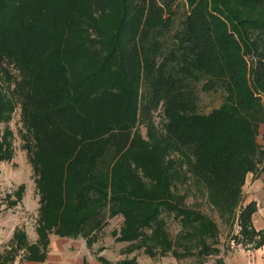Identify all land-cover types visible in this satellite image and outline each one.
Listing matches in <instances>:
<instances>
[{
	"label": "trees",
	"instance_id": "16d2710c",
	"mask_svg": "<svg viewBox=\"0 0 264 264\" xmlns=\"http://www.w3.org/2000/svg\"><path fill=\"white\" fill-rule=\"evenodd\" d=\"M77 9L116 12L103 59L84 47L88 34L72 26L68 12ZM196 75L206 79V90L221 92L220 106L206 113L195 106L187 82ZM157 107L169 117L164 141L175 152H186L189 172L230 230L228 241L244 250L262 247L264 231L252 224L257 205H241V199L247 174L264 169V149L256 143L264 122V0H0V125L5 126L0 162L13 157L8 124L17 108L23 125L36 132L42 152L41 142L54 138L46 127L56 124L66 129L72 154L66 178L59 166L64 157L53 162L59 200L40 207L37 242L29 245L25 233L16 230L0 264H11L19 251L27 252V260L42 262L49 232L82 236L90 248L107 220L118 215L123 218L120 240L145 235L149 246L175 258L218 253L216 223L179 198L172 200L176 174L171 173L177 165L164 164L154 154L150 157L157 161H141L154 186L142 196L126 192L124 177L115 175L127 153L143 157L115 120L131 118L135 126L137 116ZM108 154L116 158L110 193L108 175L98 182L94 177ZM162 213L179 224L172 241L162 228Z\"/></svg>",
	"mask_w": 264,
	"mask_h": 264
},
{
	"label": "rangeland",
	"instance_id": "374dc122",
	"mask_svg": "<svg viewBox=\"0 0 264 264\" xmlns=\"http://www.w3.org/2000/svg\"><path fill=\"white\" fill-rule=\"evenodd\" d=\"M68 17L74 23L72 26L88 34L89 44L84 47H91V50L96 51L95 57L103 59L110 49V40L117 21L116 12L112 10L105 15L83 14L77 9L72 10L70 14L68 12ZM86 60L88 61L87 58ZM90 62L92 66H97V61L91 60ZM187 82L192 91L193 102L200 112L206 113L220 106L221 92L213 93L206 90L204 86L206 79L202 75L188 78ZM136 120L135 126L132 125L133 119L131 118L116 119L114 124L125 139H133L143 152L141 153L143 157H134L132 152L127 153L126 157L117 163L114 172L116 176L120 174L124 177L121 178L124 190L132 195L142 196L154 188L147 175L145 164L141 165V161L154 158L150 155L154 154L155 158L161 159L164 164L173 163L177 166L172 167L174 171L171 173L176 174V178L171 183V189L169 188L173 195L172 200L176 202L179 198L184 206L196 209L211 218L219 229L221 240H224L227 226L221 222L218 213L208 204L204 187L196 182L189 172L188 163L185 162L186 158L183 154L186 152H175L168 146V142L164 141L165 129L169 122L165 110L157 107L148 114L137 116ZM8 126L13 133V157L0 162V255L8 250L11 235L16 230L22 229L30 243L36 242L38 232L36 230L41 219L40 207L43 209L45 206L43 204L47 202V204L56 205L59 200L54 189L57 178L54 164L58 157H64L61 158L59 166L65 177V163L72 155L69 139L63 136L66 131L64 127L57 129L56 124L46 127L48 131L51 130L54 138L52 143L46 140L41 142L42 146L46 147V150L42 152L41 145L36 142L33 135L36 132L27 130L26 125H23L19 108L14 112ZM3 127L5 126L0 125V133ZM115 161L116 158L113 155L108 154L104 157L94 172L96 182L99 176L108 175L110 178L109 174L112 173L111 169L116 164ZM106 169L110 170L106 171ZM107 181V192L110 193L109 185L113 182L114 187V179L112 177ZM160 220L161 224L163 223V230L172 241L179 231L178 222L165 213H162ZM122 228L123 218L120 215L108 219L103 229L96 234V238L92 239L90 248L82 236L66 241L52 235L50 238L52 247H48L47 259L42 264H82L85 256H88L92 262L94 261L93 264H99V258L103 259L102 264H113L123 259H134L139 264H164L163 258L168 257L159 248L154 249L149 246L151 238L142 235L137 240H120ZM51 233L53 232L48 233V237ZM62 255L63 259H61ZM23 256V253L19 252L13 264H37L21 259ZM66 259L71 261L67 262ZM167 264H172V262L167 261Z\"/></svg>",
	"mask_w": 264,
	"mask_h": 264
},
{
	"label": "crops",
	"instance_id": "0c3cea01",
	"mask_svg": "<svg viewBox=\"0 0 264 264\" xmlns=\"http://www.w3.org/2000/svg\"><path fill=\"white\" fill-rule=\"evenodd\" d=\"M256 143L260 148L264 149V122L259 124L258 126ZM250 202H255L257 205V212L252 216L253 227L257 231H264V169H262L261 166L259 167L258 171L255 172L254 174L253 173L247 174L246 179H245V184L242 188L241 205H246ZM236 229L237 227L234 226L233 232H236ZM23 232L25 233V231ZM229 232L230 230L227 227V233L224 237V240H221V237L219 235L220 243L217 247L218 253L216 254H211L205 257H199L196 255H193L194 252H192V255H189V256L187 255L181 258H175L170 253H167L165 256H167L169 259L168 258L165 259L164 257L163 263L167 264V261H168V263L172 262V264H264V244L262 247L256 250H244L240 246H235L234 244L228 241L227 237H228ZM49 235H50V237H48L49 243L45 251V258L42 262L27 260L25 258V255H27L26 251H19V252H22L24 255L23 257H21V259H24L25 261L30 262V263H37V264L44 263L48 256L47 254L48 247L49 248L52 247L51 245L52 239L50 240L52 235L60 239H64L66 241L76 239L74 237H61L59 235H56L55 233H51ZM116 236L117 234L115 235V237ZM12 239H13V234L11 235V238L9 241L10 246L8 250L13 246ZM26 240L29 245L35 244L38 240V235H37L36 242L30 243L28 241L27 235H26ZM5 252H3L2 255ZM18 254L15 257V259L18 257ZM61 259H63V255ZM170 259H172V261ZM14 261L11 264H13ZM66 261L70 262L71 260L66 259ZM93 262L90 260L88 256H85V258L82 261V264H93ZM99 264H102V263L100 262Z\"/></svg>",
	"mask_w": 264,
	"mask_h": 264
}]
</instances>
